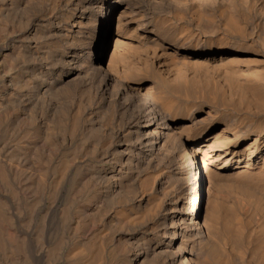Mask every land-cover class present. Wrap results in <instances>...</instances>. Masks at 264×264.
<instances>
[{"label":"bare ground","instance_id":"bare-ground-1","mask_svg":"<svg viewBox=\"0 0 264 264\" xmlns=\"http://www.w3.org/2000/svg\"><path fill=\"white\" fill-rule=\"evenodd\" d=\"M0 264H264V0H0Z\"/></svg>","mask_w":264,"mask_h":264}]
</instances>
